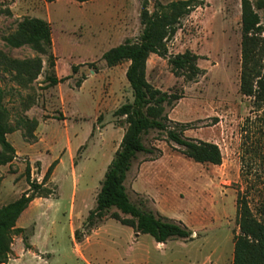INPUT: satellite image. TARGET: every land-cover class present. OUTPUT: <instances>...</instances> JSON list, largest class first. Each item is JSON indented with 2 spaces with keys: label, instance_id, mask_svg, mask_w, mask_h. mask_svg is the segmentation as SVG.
<instances>
[{
  "label": "rangeland",
  "instance_id": "rangeland-1",
  "mask_svg": "<svg viewBox=\"0 0 264 264\" xmlns=\"http://www.w3.org/2000/svg\"><path fill=\"white\" fill-rule=\"evenodd\" d=\"M170 1L150 0L149 9ZM261 1L251 3L264 26ZM141 8L139 0H0V60L6 58L0 88L10 140L20 152L11 164H0V205L29 189L30 158V180L43 182L36 156L66 152L60 198L49 205L40 199L22 215L18 226L26 229L30 247L23 235L14 236L7 264H233L238 197L264 221V103L241 92L242 0H196L167 38V53L150 55L146 75L153 87L179 96L166 105L169 125L188 124L186 137L217 143L222 163L196 162L166 133L151 130L144 143L153 152L138 154L125 180L133 202L184 223L192 238L158 243L113 219L115 208L94 229L86 226L125 132L114 112L133 99L129 62L108 66L103 54L141 34ZM28 18L49 24V43L11 47L5 37ZM187 50L198 55L201 70L192 80L175 74L171 63ZM34 58L42 61L40 73L23 85L9 61ZM52 76L69 78L51 85ZM73 168L78 189L71 208ZM47 187L57 198L58 184L48 180Z\"/></svg>",
  "mask_w": 264,
  "mask_h": 264
},
{
  "label": "trees",
  "instance_id": "trees-1",
  "mask_svg": "<svg viewBox=\"0 0 264 264\" xmlns=\"http://www.w3.org/2000/svg\"><path fill=\"white\" fill-rule=\"evenodd\" d=\"M53 2L55 0H46ZM84 2L88 0H77ZM141 1V34L128 37L117 46L103 54L108 66H115L128 61L126 77L133 92V99L124 103L114 112L119 117L121 126H125L120 147L116 150L102 180L96 204L90 210L86 226L94 229L115 208L111 217L130 226L137 233L150 234L158 243L172 239H190L193 232L182 222L157 214L141 202H133L128 194L125 180L134 160L140 153L153 151L144 143V135L151 130L164 132L170 141L181 146V152L188 158L199 162L219 165L222 152L219 145L184 135L189 125L176 122L174 127L166 114V105H170L179 96L153 87L146 75L147 61L151 54L165 55L166 40L178 28L180 20L188 15L196 0H173L168 3L157 2L154 10L149 9L150 0ZM258 7L264 8V0ZM264 26L251 0H242V71L241 92L253 96L258 103H264ZM51 29L48 23L38 18L25 19L12 34L5 37L11 47L25 44L39 45L41 41L49 43ZM5 60V56L2 55ZM4 60H0V64ZM198 55L187 50L171 59L173 71L177 75H187L196 79L201 73L197 65ZM16 69L18 79L23 85L32 82L40 73L42 61L34 58L9 61ZM7 68H5L6 70ZM75 70V67L72 68ZM25 77V78H22ZM21 77V79H20ZM69 76L50 78L51 85L68 79ZM3 90L0 88V164H8L15 158L16 150L7 138L13 130L7 122L8 110L3 103ZM5 151H9L8 153ZM10 153V154H9ZM55 162L51 164L39 183L30 180V164L26 174L30 188L16 200L0 206V264L8 263L14 242V236L23 235L26 247H30L26 229L17 226L23 211L36 197H47L52 190L45 186ZM238 224L240 232L234 238L233 264H264V221L253 212L246 198L238 197ZM77 232H75V236Z\"/></svg>",
  "mask_w": 264,
  "mask_h": 264
},
{
  "label": "crops",
  "instance_id": "crops-1",
  "mask_svg": "<svg viewBox=\"0 0 264 264\" xmlns=\"http://www.w3.org/2000/svg\"><path fill=\"white\" fill-rule=\"evenodd\" d=\"M119 45V44H118ZM115 46H117V45H115ZM112 47H114V46H112ZM111 48V47H110ZM95 105L93 104V110H97V108L96 107H94ZM13 132H11V133H9L8 135H7V138H8V140L10 141V143L13 145V147L15 148V150H16V153H15V158L17 157V155H19V150L16 148V146H15V144H14V142L12 141V140H10V134H12ZM32 147H34V146H31V148H28V150H29V152H31L32 153V155H34L35 156V150H34V148H32ZM68 151H69V153H70V160L72 159V155H73V149H72V142H70V141H68V149H67ZM54 151V150H53ZM66 153V152H65ZM65 153H63L61 156L59 155V156H53V155H51L49 158H46L45 160H43V158H41V157H39V156H36V160L37 161H39L40 162V164H41V166H40V168H41V170H40V174L43 176V174L44 173H46L47 172V170H48V168L51 166V164L52 163H54L55 162V166H54V168H53V171H52V173H51V175H50V177L48 178V180H49V182H55V183H57L58 184V190H57V198H56V196L55 197H52V195L54 194L53 193V191H52V193L49 195V196H47V197H36L30 204H29V206L23 211V213L21 214V216L19 217V219H18V221H17V226H18V223H19V220L21 219V217H22V215L24 214V213H26V211L28 210V209H30V207H32V205H36V203H38V201L41 199V200H45V201H47V204L49 205V204H51L52 203V200H57V199H59L60 198V188H61V185L59 184V182L60 181H62V180H65L66 179V175L65 174H61V173H59V171H60V169H61V167H63L62 165L64 164V160H63V156H64V154ZM29 161H30V167L32 168V171L34 170V167H33V159L32 158H30L29 159ZM13 162V161H12ZM12 162H10V163H8V164H11ZM72 176H73V179H74V191H73V193H72V205H71V208L74 206V204H75V202H76V194H77V189H78V186H77V184H78V182H77V175H76V171H75V169L73 168V170H72ZM48 180L46 181V183H45V186L47 187V182H48ZM44 181V180H43ZM39 183H41V182H39ZM29 188H30V186H29ZM21 196V195H20ZM17 199V198H16ZM16 199H14V200H16ZM14 200H12V201H14ZM9 202H11V201H9ZM8 202V203H9ZM8 203H6V204H8ZM6 204H4V205H6ZM0 206H2V205H0ZM19 227V226H18ZM23 228V227H22ZM12 247H13V245H12ZM10 259V258H9ZM9 262V261H8ZM4 264H7V263H4Z\"/></svg>",
  "mask_w": 264,
  "mask_h": 264
}]
</instances>
